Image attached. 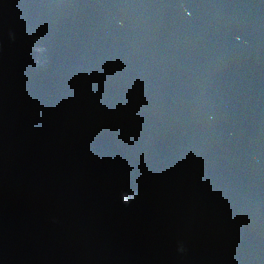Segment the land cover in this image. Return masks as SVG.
<instances>
[{"label":"water","instance_id":"95a60500","mask_svg":"<svg viewBox=\"0 0 264 264\" xmlns=\"http://www.w3.org/2000/svg\"><path fill=\"white\" fill-rule=\"evenodd\" d=\"M0 264H264V0H0Z\"/></svg>","mask_w":264,"mask_h":264},{"label":"clouds","instance_id":"9594fccd","mask_svg":"<svg viewBox=\"0 0 264 264\" xmlns=\"http://www.w3.org/2000/svg\"><path fill=\"white\" fill-rule=\"evenodd\" d=\"M12 34L10 33V36H11ZM126 204L128 203V202H125ZM180 252H183L184 251V247L183 246H181L179 249H178Z\"/></svg>","mask_w":264,"mask_h":264}]
</instances>
